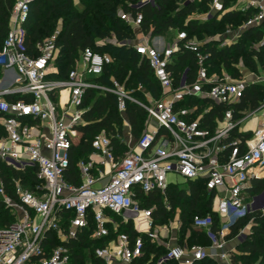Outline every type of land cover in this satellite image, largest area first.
I'll return each mask as SVG.
<instances>
[{
    "label": "built area",
    "instance_id": "obj_1",
    "mask_svg": "<svg viewBox=\"0 0 264 264\" xmlns=\"http://www.w3.org/2000/svg\"><path fill=\"white\" fill-rule=\"evenodd\" d=\"M36 1H13L0 46V162L19 170L31 167L38 181L30 189L14 179V199L0 179V199L13 217L0 226V264H74V245L83 234L93 247L84 264H135L143 254L141 234L151 243L164 245L165 251L155 264L226 260L225 231L250 212H264V190L248 191L252 179L264 177V95L256 108L237 110V118H233V106L225 109L213 129L202 118L210 103H239L246 88L262 83L264 77L242 61L232 64L238 77L224 69L219 74L209 73L203 41L184 29L169 28L155 35L151 28L143 30L142 8H158V1L137 0L127 2L129 10L120 9L118 16L132 29L133 38L127 44L146 62L159 87V97L147 89L145 100L139 102L115 79L109 86L94 82L92 78L101 75L112 58L89 47L80 51L64 78H55L59 28L31 47L28 43L26 26ZM231 10L252 12L238 28L225 31L222 46L232 45L244 30L253 28L260 38L251 42L250 48L258 49L264 44V0H209L206 11L192 12L188 18L219 19ZM107 41L120 44L114 35L95 43ZM176 52L194 55L193 74L185 67L174 75L171 66ZM89 88L96 90L95 97L114 94L119 112L125 110L127 101L138 104L146 111V122L151 123L136 140L130 137L124 142L122 153L115 151L104 130L93 136L92 153L77 162L80 182L75 184L67 181L64 173L70 150L80 137L76 126L85 123L81 114L93 102L83 106ZM7 95L19 98L9 101ZM257 113H262V121L253 130H243ZM233 130L249 131L250 136L230 138ZM171 176L182 179L183 189L189 182L200 181L212 195L211 211L218 218V233L211 230L209 213L195 215L191 222L192 228L209 240L208 246L164 242L171 225L157 224L152 217L154 206L141 205L139 193L147 196L157 192L165 209L170 210L166 190L170 185L180 188ZM128 223L137 233L133 240L119 231L120 225ZM174 224L178 232V208Z\"/></svg>",
    "mask_w": 264,
    "mask_h": 264
},
{
    "label": "trees",
    "instance_id": "obj_2",
    "mask_svg": "<svg viewBox=\"0 0 264 264\" xmlns=\"http://www.w3.org/2000/svg\"><path fill=\"white\" fill-rule=\"evenodd\" d=\"M13 1L0 0V46L8 28ZM135 1L137 0H37L31 5L30 18L26 26L29 46L31 47L36 42L49 37L55 29L59 28L56 37V45L59 47L56 59L57 73L53 74L55 78H64L78 58L80 51L89 47L99 53H107L112 58V62L105 65L101 75L92 78L94 82L109 86L111 79H115L125 88L131 84L141 83L152 93L153 97H159V87L152 78L146 62L127 44V41L133 38L132 29L123 23L118 16L120 9L122 11L129 10L126 5L127 2ZM157 1L158 8L150 6L142 8L143 30L151 28L152 35H155L164 34L169 28H175L184 29L189 36L195 35L203 41L202 48L208 53L209 73L216 72L219 74L224 69L230 72L233 77H238L240 74L232 65L237 63L238 55H240L242 63L250 70L258 71L259 67L264 69V44L258 49L247 48V46L250 47L251 42L260 38V33L253 28L244 30L238 41L230 46H219L217 42L202 39L203 31L210 34L222 33L226 26L232 28L234 24L238 28L245 22L252 12L251 10L246 12L231 10L222 14L219 19L199 21L190 19L188 16L195 11L199 13L206 11L209 0L183 4L179 3L184 0ZM58 21L59 24L57 25ZM112 35L120 44L110 41L102 45L95 43L96 39L111 38ZM173 58L175 64L171 66V69L175 76L185 67L188 68L189 73H194L196 66L192 53L176 52ZM262 85H249L240 102L234 105L210 103V110L203 115L202 121L213 129L215 120L220 119L223 111L231 106L235 110L233 118L239 116L237 110L256 108L263 97ZM95 94V89L89 88L86 91L83 106H88L93 102L90 109L81 114L85 123L76 126L80 132V137L70 150L69 167L64 173L65 179L75 184L80 182L77 162L80 159H86L92 151L90 140L93 136L104 130L115 151L122 153L126 148L125 143L119 138L122 135L123 122L127 121L130 134L136 140L141 134L146 119V111L134 102L127 101L125 110L119 112L114 94L105 92L96 97ZM5 98L12 101L18 99L19 96L7 95ZM235 136L244 140L250 136V132L233 130L230 138ZM0 179L5 191L14 199L16 198L13 191L14 179H19L24 186L30 189H33L34 185L38 183L33 168L27 167L24 170H19L2 162H0ZM262 190H264V177L252 179L248 191L257 193ZM137 197L142 206H154L152 217L157 224H164L169 221L172 213L178 208L181 223L178 233L184 235L183 243L185 240L188 245L199 241H202L204 246H208L210 243L202 232L192 228L191 222L195 215L211 214L213 219L211 230L215 235L218 233V218L211 211L212 195L206 193L200 181L189 182L186 189L178 188L175 185L168 186L165 198L171 207L170 210L165 209L163 198L157 192H152L147 196H142L139 193ZM12 219V215L0 199V226H4ZM249 221H252L251 233L238 245L240 254L231 255L230 259L233 264H237V261H240L241 264H253L255 258H260L258 264H264V212H250L239 218L230 226V234L233 237L237 236L240 229ZM119 231L127 233L130 240L137 236L130 223L120 225ZM140 236L143 240V254L136 260L135 264H155V259L159 257L162 251H165L164 246L151 243L145 234ZM177 241L179 244H183L178 238ZM74 247V264H84L85 257H90L93 249L86 240L85 234L81 235ZM162 264L177 263L168 260ZM193 264H218V262L212 258H205Z\"/></svg>",
    "mask_w": 264,
    "mask_h": 264
},
{
    "label": "rangeland",
    "instance_id": "obj_3",
    "mask_svg": "<svg viewBox=\"0 0 264 264\" xmlns=\"http://www.w3.org/2000/svg\"><path fill=\"white\" fill-rule=\"evenodd\" d=\"M75 3H77L76 1H75ZM59 24V21L57 22V25ZM234 27V28H233ZM231 29H235V28H237L236 27V25L234 24V26H233ZM229 27L228 26H226L225 27V30H224V32H222V33H217V32H215V33H213V34H210L209 32H207V31H203V35H202V39H205V40H210L211 42H217L218 44H219V46H222V44H223V42H224V39L227 37V35L225 34V31L228 29ZM100 42H102V41H100ZM100 45H102V44H100ZM247 48H250V47H248L247 46ZM240 61H242L241 60V58H240V55H238V61H237V63L236 64H238ZM262 74V75H264V69H261L260 67L258 68V71H256V74ZM258 74V75H259ZM119 83V82H118ZM119 84H121V83H119ZM2 85H5V84H2ZM263 87H262V95H264V85H262ZM125 88V87H124ZM125 91H127L129 94H130V96L132 97V98H134L135 100H137V101H139V102H141V101H143V100H145V95H144V93H146L147 92V88L143 85V84H141V83H137V84H131V85H128L126 88H125ZM96 95V94H95ZM262 113H257L256 114V116L252 119V120H250V121H248L247 123H246V127L244 126V128H248L249 127V125H251V126H253L252 127V130L255 128V123L257 122V119H258V116H260ZM127 122V121H126ZM150 123L151 122H146V119L144 120V123H143V127H142V130H141V132L144 130V129H146V127H148V125H150ZM250 123V124H249ZM140 132V133H141ZM132 138V140H134L133 139V137L131 136V134H130V129H128V127L126 126V124H125V122H123V129H122V135L119 137L120 138V140H122L123 142H126V141H128L129 140V138ZM90 153H92V151L90 152ZM118 153V152H117ZM171 181L172 182H177L178 183V186L180 187V188H185V185H184V183L182 182V179H180L178 176H171ZM9 213H10V211H9ZM175 216H176V210L172 213V215H171V217H170V220L169 221H167L166 222V224H168V225H171L170 226V234L168 235V237H166L167 239H169L170 238V236H172L173 238H178L180 241H182V243H183V240H184V235H180L178 232H176V231H174L175 229H174V221H175ZM166 241V240H165ZM197 244H202L203 245V242L202 241H199ZM160 245H162V244H160ZM162 246H164V245H162ZM164 253V251H162V253L159 255V256H161L162 254ZM158 257L155 259V263L158 261Z\"/></svg>",
    "mask_w": 264,
    "mask_h": 264
},
{
    "label": "crops",
    "instance_id": "obj_4",
    "mask_svg": "<svg viewBox=\"0 0 264 264\" xmlns=\"http://www.w3.org/2000/svg\"><path fill=\"white\" fill-rule=\"evenodd\" d=\"M259 74V73H258ZM260 76L264 77V75L262 74H259ZM260 84H263L264 85V81ZM263 120H264V116H263ZM262 121V117L261 116H258V119H257V122L255 123V127L258 125V123ZM127 123V122H126ZM250 124V123H249ZM246 125V124H245ZM244 125V126H245ZM126 126L128 127V125L126 124ZM246 127V126H245ZM252 127L251 125H249L248 128H244L243 130H252ZM128 129H130V127H128ZM263 178V177H262ZM251 183V181H250ZM251 226H252V221H249L242 229H240L239 231V234L237 236H231L230 234V229L227 231V236H225V252L229 253V256L226 260L224 261H220V260H217L218 264H233L231 262V255L233 254H237L239 255L240 254V251L238 250V245L246 239L247 235H249L251 233ZM243 234V238H240L239 239V236ZM166 240V241H165ZM164 242H169L170 245H188L185 241L183 244H179L178 241H177V238L175 239H165ZM214 259V258H212ZM259 259L260 258H255L254 260V263L253 264H258L259 262ZM216 260V259H214ZM237 264H241L240 261H237Z\"/></svg>",
    "mask_w": 264,
    "mask_h": 264
},
{
    "label": "bare ground",
    "instance_id": "obj_5",
    "mask_svg": "<svg viewBox=\"0 0 264 264\" xmlns=\"http://www.w3.org/2000/svg\"><path fill=\"white\" fill-rule=\"evenodd\" d=\"M95 159H98L96 156H94ZM264 173V172H263ZM224 236H227V231H225Z\"/></svg>",
    "mask_w": 264,
    "mask_h": 264
}]
</instances>
